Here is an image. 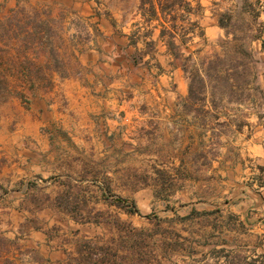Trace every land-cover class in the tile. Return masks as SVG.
<instances>
[{"label": "crops", "instance_id": "crops-1", "mask_svg": "<svg viewBox=\"0 0 264 264\" xmlns=\"http://www.w3.org/2000/svg\"><path fill=\"white\" fill-rule=\"evenodd\" d=\"M15 1L4 0L0 11L2 5L11 10ZM30 1L66 14L64 38L59 40L65 39L76 65L72 69L54 66L48 54L50 66L41 76L35 61L41 53L21 52L22 46L10 49L14 41L44 45L41 33H49L52 22H0L6 33L0 35V61L21 65L17 82L27 88L58 89L66 101L65 114L99 123L106 138L115 132L125 135L149 128L160 131L166 141L175 140L179 168L201 172L194 174V180L207 177L217 188L215 194L193 202L196 215L210 217L209 233L217 239L205 243L207 255L214 264H264V30L258 39H246L253 59L250 83L224 88L207 82L190 85L181 58L170 52L160 36V19L149 20L140 0L129 9L134 16L128 22H120L126 9L110 7L106 0ZM218 20L198 22L203 35L191 39L196 36L208 45L222 38L238 42L225 34ZM189 48L187 43L183 51L189 53ZM7 73L1 72L0 78L8 85L15 72ZM219 89L240 94L219 96ZM6 135L8 147L3 148L5 158L0 162V264H78L85 253L79 241L87 237L81 226L59 240L43 226L29 224L21 204L31 178L45 179L57 170L49 156L58 148L78 145L87 154L89 134L18 131ZM233 235L240 240L232 242Z\"/></svg>", "mask_w": 264, "mask_h": 264}, {"label": "rangeland", "instance_id": "rangeland-1", "mask_svg": "<svg viewBox=\"0 0 264 264\" xmlns=\"http://www.w3.org/2000/svg\"><path fill=\"white\" fill-rule=\"evenodd\" d=\"M106 1L110 7L121 5L122 9H126L120 22H128L133 18L134 14L130 16L129 9L137 0H122L120 3L116 0ZM188 1L192 7L191 20L210 22V18H221L229 22L228 31H232L235 24L244 22L245 28L250 26L246 28L247 32L251 30L248 34L264 30V0H249L254 3L251 8H256L251 13L248 10L239 12L238 2L241 0ZM3 2L0 0V3ZM197 4H200V9ZM6 15L8 17H4ZM65 17L63 12L33 6L30 0H16L14 7L8 11L2 5L0 11V22H52L49 33H41L44 45L14 41L16 45L10 49L13 52L22 46L23 50L20 47L18 49L21 52L41 53V59L35 60L42 69L41 76H45L43 72L46 73L50 66L46 63L48 54L54 66L65 65L72 69L76 65L69 57L65 39L64 42L59 40L64 38ZM76 23L80 25V21ZM28 27L32 28L30 23ZM3 34H6L5 29L0 26V35ZM48 34L53 38L51 43ZM194 37V40L188 41L189 49L199 50L188 58V52L184 50L181 62L189 76L200 74L207 83L214 84L217 81L216 74L223 76L224 70L235 64V61L230 60L231 55H219L226 45L233 49L235 42L222 38L218 43L208 45ZM20 70L21 65L16 66L9 61L1 64L0 61V74L15 72L13 77H9L8 85L0 78L1 163L5 158L3 148L8 147L6 134L10 132L85 131L89 134L87 154L84 146L81 149L80 145L69 149L58 148L55 154L49 156L57 170L45 179L31 178L30 191L21 204L28 223L43 226L59 240L65 238V232H77L80 230L77 226H81L82 235L87 236L82 241H89L90 252L98 251L100 246L108 247L109 264H116L120 259L123 261L121 264H128L127 259L134 254L126 245L132 240L139 242L135 248V264L138 263V253L149 264H214L207 255L209 246L205 245L217 240L209 233L211 219L205 214L196 215L193 202L194 199L202 200L215 194L217 188L210 184L207 177H196L194 180V174L198 176L201 172L179 168L175 140L170 138L167 140L170 144H166L160 131H151L149 128L133 130L135 133L125 135L121 131L115 132L106 138V133L100 131L102 126L99 123H89L86 116L65 114L66 101L58 89L21 86L16 76ZM218 81L224 84L222 80ZM8 97L7 101L2 102ZM147 125L150 127V124ZM117 198L134 201L141 214H131L119 207L114 203ZM144 214H150L151 218L144 217ZM239 238L233 235L232 242L239 241ZM249 240L256 241L255 237ZM84 250L86 254L89 253L88 249ZM115 250L117 257L113 256ZM100 252L103 250L100 249ZM101 256V253L97 255L99 258Z\"/></svg>", "mask_w": 264, "mask_h": 264}, {"label": "trees", "instance_id": "trees-1", "mask_svg": "<svg viewBox=\"0 0 264 264\" xmlns=\"http://www.w3.org/2000/svg\"><path fill=\"white\" fill-rule=\"evenodd\" d=\"M252 5H254V3H250L249 0H241L238 10L239 12H244L245 10H248L250 13L251 11L254 12L256 8H251L253 7ZM140 8L144 9V13L147 15L149 20L160 19V36L164 39L167 48L175 57L181 58L184 56L183 48L187 49V43L194 34L199 36L203 35L202 27L199 25L198 21L190 19L192 7L190 6V2L188 0H140ZM197 8H201L200 4H197ZM255 15L258 16V13H255ZM218 21L219 24L225 28V34H232L238 42L233 44V49L226 45L222 54H219L224 55V57L231 55L230 60L235 61V64L228 66V68L224 70L225 73L223 76L216 74L215 76L217 77V81L215 80L216 83L214 84L220 85L223 88L227 85L248 84L252 81L251 66L253 65V59L250 44L246 41V39H258L262 32L248 34V32L251 30H248L247 32L246 28H249L250 26L245 28L244 22H241L238 25L235 24L234 29L232 31H228L227 27L229 22H224V20L221 18H219ZM176 39L178 42H176ZM198 50L199 49L189 51L186 57H190ZM182 68L184 71H187L183 64ZM207 75L210 77L209 73H207ZM239 78H241L240 81ZM218 80H222V83L224 84H219L220 81ZM204 83H206V80L203 75L200 76V74H192L190 76V85H201ZM216 93L219 96H222V94L226 93L230 94L231 96H237L240 94V92L235 90L225 91L224 89H219ZM114 203L131 214H141L138 206L132 200L130 201L126 198H117ZM143 216L148 219L151 218L150 214H144ZM35 226L37 227V225ZM89 244L90 243L88 240L82 241V243H80V249L82 251L84 249L89 250ZM138 245L139 242L132 240V242L126 246L133 252L134 255H136L135 253H137V251L135 248H137ZM107 248L108 247L103 248V246H100L99 250L97 249L98 251L90 252L89 250L88 254H86V251L84 250L85 253L78 260V264H109L110 258ZM100 249L101 251L103 250V252H100ZM99 253L102 255L100 258L97 257ZM134 255H131L130 258L127 259L128 264H135ZM140 255L138 253L136 256L138 257L136 259L138 263L136 264H149V261L142 259V256L140 257ZM113 256L117 257V250L113 252ZM121 263H123V261L120 259L116 264Z\"/></svg>", "mask_w": 264, "mask_h": 264}, {"label": "built area", "instance_id": "built-area-1", "mask_svg": "<svg viewBox=\"0 0 264 264\" xmlns=\"http://www.w3.org/2000/svg\"><path fill=\"white\" fill-rule=\"evenodd\" d=\"M263 180H264V171H263Z\"/></svg>", "mask_w": 264, "mask_h": 264}]
</instances>
